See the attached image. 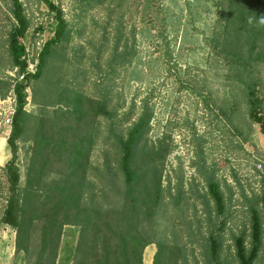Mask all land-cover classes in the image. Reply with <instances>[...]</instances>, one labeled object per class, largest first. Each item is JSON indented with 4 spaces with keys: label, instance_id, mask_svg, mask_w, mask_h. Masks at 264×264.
Returning a JSON list of instances; mask_svg holds the SVG:
<instances>
[{
    "label": "rangeland",
    "instance_id": "374dc122",
    "mask_svg": "<svg viewBox=\"0 0 264 264\" xmlns=\"http://www.w3.org/2000/svg\"><path fill=\"white\" fill-rule=\"evenodd\" d=\"M20 1L28 21L22 39L27 49L25 57L33 62L42 44L53 37L55 22L40 0ZM51 1L62 10L67 23L65 36L52 46L39 83L29 81L24 109L33 115L42 112L43 118L51 121L53 109H69L67 97L80 94L88 100L84 105L88 113L81 120L72 121L76 127L70 133L92 139L87 151L91 167L109 166L112 171L117 169L119 156L114 135H125L141 102L146 100L152 117L143 142L166 152L160 165L162 185L173 192L182 183L186 201L182 206L187 208L189 217L194 216L191 228L197 227L199 219L204 234L201 196L207 191L208 177L218 181L226 207V222L220 232L221 257L227 264H235L232 235L248 224V207L256 206L261 193L264 173L256 170V164L264 161V133L248 117L246 75L234 63L228 64L210 44L214 31H220V24H216L220 7L216 3L226 5L227 0ZM11 7V0H0V97L4 94L0 98L1 122L15 106L12 88L6 85L13 83L17 75L16 68H8L6 53V35L14 23ZM116 40L119 48L112 61ZM125 41L132 44L134 52L129 66L122 65L119 58ZM257 71L262 81L259 94L264 97V62ZM34 88H38L36 94ZM102 99L116 111L112 126L101 116L96 119L90 108ZM46 102H51V106L44 105ZM60 121L66 123L64 118ZM34 122L31 118L17 140L14 162L21 189L33 156ZM7 162L0 165V243L14 245L9 264H35L37 254L15 251V231L1 222L8 197L4 170ZM87 177L94 187L84 194V200L107 203L113 194L102 190L98 178L91 174ZM117 177L120 186V175ZM257 207L260 208L259 203ZM260 214L264 219L262 209ZM159 224L161 231L171 229L163 219ZM197 230L195 241L199 239ZM78 234L79 227L63 228L56 264L72 263ZM187 248L188 264H202L200 246L193 242ZM154 252V244L146 246L142 264H151ZM255 264H264V241Z\"/></svg>",
    "mask_w": 264,
    "mask_h": 264
},
{
    "label": "trees",
    "instance_id": "16d2710c",
    "mask_svg": "<svg viewBox=\"0 0 264 264\" xmlns=\"http://www.w3.org/2000/svg\"><path fill=\"white\" fill-rule=\"evenodd\" d=\"M40 1L52 14L55 30L53 37L42 44L33 72L27 70L22 39L28 30V21L20 0H11L14 23L6 35L8 68H16L17 75L13 83H6L14 93L15 108L6 141L11 158L4 166L9 184L1 222L15 231V251L36 253L35 264H56L63 228L76 226L79 234L71 264H142L143 250L149 244L155 245L151 264H188L187 245L193 242L200 246L202 264H227L221 257L220 232L226 222L223 218L226 207L220 184L212 177L206 179L207 191L201 196L204 211L201 222H205V231L201 234L199 219L192 230L194 216L189 217L187 208L182 206L186 204L182 183L173 192L162 185L160 165L166 152L143 142L152 117L146 100L141 102L125 135H114L119 156L117 169L112 171L109 166L104 169L91 167L87 151L92 139L70 133L76 127L72 121H79L88 113L84 107L88 100L80 94L67 97L69 109H53L51 121L44 119L42 112L33 115L24 109L29 81L34 79L39 83L46 58L52 46L64 38L67 24L57 5L51 0ZM216 4L220 7L216 22L220 24V31H214L210 44L228 64L234 63L246 75L248 117L264 133V97L259 94L262 81L257 71L264 62V0H227L226 5ZM118 48L119 41L116 40L112 61L116 59ZM119 55L122 65L129 66L134 56L132 44L123 42ZM38 88H34L35 94ZM41 90L46 91L45 88ZM51 104L46 102L44 105ZM90 108L96 119L101 116L110 125L114 124L116 111L108 108L106 99L94 102ZM31 118L35 121V144L21 189L14 158L17 140ZM61 118L68 124L61 122ZM89 174L99 179L107 195L113 194L104 205L84 200V194L94 187L87 179ZM119 175L120 186L117 185ZM261 209L264 211V174L256 206L248 207V224L232 235L235 264H255L259 258L264 241ZM160 219L169 222L171 229L161 231ZM195 229H198L199 238L196 241L193 239Z\"/></svg>",
    "mask_w": 264,
    "mask_h": 264
},
{
    "label": "crops",
    "instance_id": "0c3cea01",
    "mask_svg": "<svg viewBox=\"0 0 264 264\" xmlns=\"http://www.w3.org/2000/svg\"><path fill=\"white\" fill-rule=\"evenodd\" d=\"M8 129V130H7ZM10 134V127L3 125L0 121V165L4 164L11 158V151L7 145V138ZM11 249V250H10ZM14 253V245L0 243V264H9L10 258Z\"/></svg>",
    "mask_w": 264,
    "mask_h": 264
},
{
    "label": "built area",
    "instance_id": "2783aa9c",
    "mask_svg": "<svg viewBox=\"0 0 264 264\" xmlns=\"http://www.w3.org/2000/svg\"><path fill=\"white\" fill-rule=\"evenodd\" d=\"M26 60H27V63H28L27 70L30 71V72H33L34 66H35V63H36V60L34 62H30L29 59H26ZM20 78H22V76ZM14 101H15V98H13V102ZM14 108H15V106L12 107L8 111L7 114H5V117L2 120V124L3 125H7V126L11 125V123H12V117H13V114H14ZM256 170L264 173V161H258V163L256 164Z\"/></svg>",
    "mask_w": 264,
    "mask_h": 264
}]
</instances>
